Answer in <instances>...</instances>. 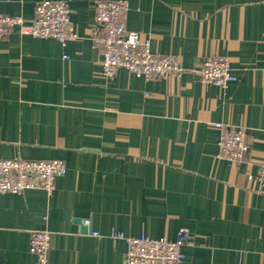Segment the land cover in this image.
Masks as SVG:
<instances>
[{
	"label": "crops",
	"instance_id": "crops-1",
	"mask_svg": "<svg viewBox=\"0 0 264 264\" xmlns=\"http://www.w3.org/2000/svg\"><path fill=\"white\" fill-rule=\"evenodd\" d=\"M37 1L0 9L32 20ZM65 1L78 34L66 45L0 37V158L66 164L50 193H0V264H35L32 229L51 232L52 264H120L128 244L112 229L188 231L181 264H264V0H128L126 27L187 69L150 80L123 67L105 79L97 0ZM213 54L231 59L227 88L191 71ZM218 122L246 129L244 160L218 158Z\"/></svg>",
	"mask_w": 264,
	"mask_h": 264
},
{
	"label": "built area",
	"instance_id": "built-area-1",
	"mask_svg": "<svg viewBox=\"0 0 264 264\" xmlns=\"http://www.w3.org/2000/svg\"><path fill=\"white\" fill-rule=\"evenodd\" d=\"M95 22L98 31L95 41L103 46L102 76L113 78L123 67L146 80L157 77H180L187 69L176 55L160 54L151 49L150 39L143 33L126 27L125 15L128 0H97ZM35 17L27 20L19 14L5 13L0 9V37L18 29L20 33L40 38H54L66 45L78 38L71 24V8L65 0H39ZM203 84H215L221 88L236 80L231 59L227 55L213 54L204 58L191 69ZM219 159L232 163L242 161L250 150V139L244 127L218 122ZM66 164L61 159H28L24 157L0 158V193L21 194L27 190L41 189L52 192L57 177L64 174ZM260 191L264 193V161ZM90 219H85L89 223ZM100 236L98 231L92 233ZM113 239H125L127 251L120 264H181L185 259L182 250L189 240V232L181 230L175 240L153 238L146 233L126 236L112 229ZM51 232L47 229L30 231L29 250L35 264H52L49 261Z\"/></svg>",
	"mask_w": 264,
	"mask_h": 264
},
{
	"label": "water",
	"instance_id": "water-1",
	"mask_svg": "<svg viewBox=\"0 0 264 264\" xmlns=\"http://www.w3.org/2000/svg\"><path fill=\"white\" fill-rule=\"evenodd\" d=\"M83 222V221H82ZM86 228V227H85Z\"/></svg>",
	"mask_w": 264,
	"mask_h": 264
}]
</instances>
